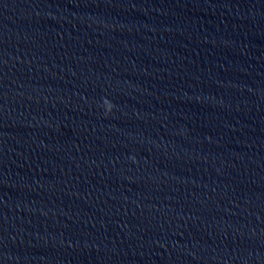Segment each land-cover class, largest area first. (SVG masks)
I'll list each match as a JSON object with an SVG mask.
<instances>
[{
    "label": "clouds",
    "instance_id": "1",
    "mask_svg": "<svg viewBox=\"0 0 264 264\" xmlns=\"http://www.w3.org/2000/svg\"><path fill=\"white\" fill-rule=\"evenodd\" d=\"M102 106L105 108V115H107V114H109L111 111H112V109H113V107H114V105H113V103L111 102V101H109L107 98H105L104 100H103V102H102Z\"/></svg>",
    "mask_w": 264,
    "mask_h": 264
}]
</instances>
